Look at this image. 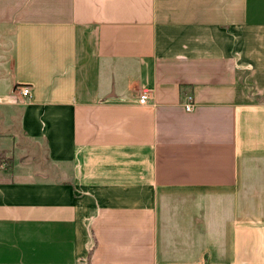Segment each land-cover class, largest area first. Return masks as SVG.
Returning a JSON list of instances; mask_svg holds the SVG:
<instances>
[{"label":"crops","instance_id":"obj_1","mask_svg":"<svg viewBox=\"0 0 264 264\" xmlns=\"http://www.w3.org/2000/svg\"><path fill=\"white\" fill-rule=\"evenodd\" d=\"M0 150V264H264V0H0Z\"/></svg>","mask_w":264,"mask_h":264},{"label":"built area","instance_id":"obj_2","mask_svg":"<svg viewBox=\"0 0 264 264\" xmlns=\"http://www.w3.org/2000/svg\"><path fill=\"white\" fill-rule=\"evenodd\" d=\"M31 95V90L29 87L22 86L18 89V100L23 101ZM149 99L148 92L144 91V93L140 96L139 102L141 104H145ZM194 105L193 98L191 96L188 97L185 108L187 111H190Z\"/></svg>","mask_w":264,"mask_h":264},{"label":"rangeland","instance_id":"obj_3","mask_svg":"<svg viewBox=\"0 0 264 264\" xmlns=\"http://www.w3.org/2000/svg\"><path fill=\"white\" fill-rule=\"evenodd\" d=\"M8 163H9V158L6 155V152L0 150V164L4 165Z\"/></svg>","mask_w":264,"mask_h":264},{"label":"trees","instance_id":"obj_4","mask_svg":"<svg viewBox=\"0 0 264 264\" xmlns=\"http://www.w3.org/2000/svg\"><path fill=\"white\" fill-rule=\"evenodd\" d=\"M92 254H93V250L90 252V256H89V262H91V257H92Z\"/></svg>","mask_w":264,"mask_h":264}]
</instances>
